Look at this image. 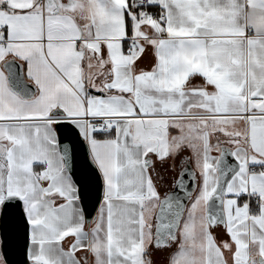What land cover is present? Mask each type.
Segmentation results:
<instances>
[{
    "label": "snow or ice",
    "instance_id": "1",
    "mask_svg": "<svg viewBox=\"0 0 264 264\" xmlns=\"http://www.w3.org/2000/svg\"><path fill=\"white\" fill-rule=\"evenodd\" d=\"M0 264H264V0H0Z\"/></svg>",
    "mask_w": 264,
    "mask_h": 264
}]
</instances>
